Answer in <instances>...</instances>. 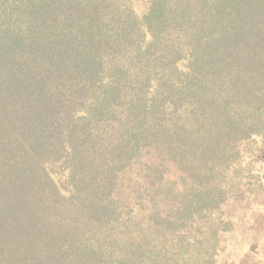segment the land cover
<instances>
[{"label":"trees","instance_id":"1","mask_svg":"<svg viewBox=\"0 0 264 264\" xmlns=\"http://www.w3.org/2000/svg\"><path fill=\"white\" fill-rule=\"evenodd\" d=\"M255 209L264 0H0V264H219Z\"/></svg>","mask_w":264,"mask_h":264},{"label":"rangeland","instance_id":"2","mask_svg":"<svg viewBox=\"0 0 264 264\" xmlns=\"http://www.w3.org/2000/svg\"><path fill=\"white\" fill-rule=\"evenodd\" d=\"M139 6L140 4H137L135 8L139 10ZM257 211L258 209H255L238 215V229L224 235L222 239V247L225 250L218 258L219 264H264V220L261 221L263 227L255 228V235L249 231L250 226L256 223L254 218L258 219L260 216Z\"/></svg>","mask_w":264,"mask_h":264}]
</instances>
